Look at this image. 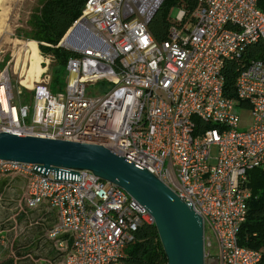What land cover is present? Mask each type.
<instances>
[{
	"label": "built area",
	"instance_id": "2783aa9c",
	"mask_svg": "<svg viewBox=\"0 0 264 264\" xmlns=\"http://www.w3.org/2000/svg\"><path fill=\"white\" fill-rule=\"evenodd\" d=\"M161 2L85 0L75 20L102 37L105 52L86 47L69 55L63 92L51 91L52 57L40 54L42 68L28 87L29 122L28 104L15 95L25 84L14 93L5 65L0 130L99 143L122 154L200 215L210 233L204 232L203 264H264L259 249L237 241L250 194L246 171L264 172V54L235 67L233 96L224 92L222 69L248 44L264 41V9L256 0H195L188 18L175 9L166 37L156 41L147 22ZM98 80L107 85L90 91ZM238 102L250 110L245 129L236 126ZM2 175L23 179L17 210L40 203L54 210L45 236L70 238L67 248L56 240L55 264H117L136 227L153 222L123 188L86 168L44 172L0 158Z\"/></svg>",
	"mask_w": 264,
	"mask_h": 264
},
{
	"label": "water",
	"instance_id": "95a60500",
	"mask_svg": "<svg viewBox=\"0 0 264 264\" xmlns=\"http://www.w3.org/2000/svg\"><path fill=\"white\" fill-rule=\"evenodd\" d=\"M61 38L82 48L67 46ZM61 38L57 44L73 52L86 47L107 48L102 37L79 20ZM0 158L34 163L44 172L51 169L56 173L60 167L91 170L123 188L150 213L165 264H203L204 226L200 215L154 174L122 154L99 143L0 130Z\"/></svg>",
	"mask_w": 264,
	"mask_h": 264
},
{
	"label": "trees",
	"instance_id": "16d2710c",
	"mask_svg": "<svg viewBox=\"0 0 264 264\" xmlns=\"http://www.w3.org/2000/svg\"><path fill=\"white\" fill-rule=\"evenodd\" d=\"M85 0H37L29 12L25 26L16 28L18 37L36 42L39 52L50 54L48 64L50 78L48 85L52 89L61 87L66 58L73 51L58 45L66 29L80 14ZM259 8L264 9V0H256ZM195 6V0H162L159 7L147 22V28L154 40L166 37L171 22V10L181 8L184 18H188ZM64 38H61V42ZM264 54V41H255L246 46L243 53L234 60L223 63V88L228 96H233V78L235 67L249 58ZM22 89L26 90L24 87ZM29 92V91H28ZM238 105L243 107L242 102ZM244 187L250 191L247 198V210L237 232L239 244L259 249L264 257V172L258 168L246 171ZM165 254L154 224L141 223L133 231V237L123 247L117 264H165ZM0 264H16L10 254L0 257Z\"/></svg>",
	"mask_w": 264,
	"mask_h": 264
},
{
	"label": "crops",
	"instance_id": "0c3cea01",
	"mask_svg": "<svg viewBox=\"0 0 264 264\" xmlns=\"http://www.w3.org/2000/svg\"><path fill=\"white\" fill-rule=\"evenodd\" d=\"M22 188L23 179L19 175L0 176V246L8 242L15 260L28 256L33 262L30 264H55L50 260L58 257L56 240L62 239L67 248L70 238L66 234L55 239L45 236L46 229L55 221L54 210L45 203L26 211L17 210L15 199ZM16 264L19 261L16 260Z\"/></svg>",
	"mask_w": 264,
	"mask_h": 264
},
{
	"label": "rangeland",
	"instance_id": "374dc122",
	"mask_svg": "<svg viewBox=\"0 0 264 264\" xmlns=\"http://www.w3.org/2000/svg\"><path fill=\"white\" fill-rule=\"evenodd\" d=\"M36 4L37 0H0V71L6 65L7 75L14 93L15 86H18L19 83H21V80L25 79V72L27 70V67L29 66V57L27 56L26 51L24 52L23 44H28L29 41H27L26 38L18 37L16 35V28L25 26V21L29 12ZM174 11L175 9H172L170 11V14L172 15ZM41 55L42 57H44L43 54ZM49 63L50 61L48 62V64ZM41 65H43V63ZM64 77L65 75L63 73V77H61V79L59 80L61 87L59 89L50 88L52 92L64 91ZM101 85H107V81L98 80L95 83L89 85V90L94 91ZM29 86L20 84V89H22V87H25L27 91L22 89V93L20 95L15 94L17 99L20 98L21 102H24L29 106L27 116L24 119L26 122L30 121L32 110L31 102L28 99V96L30 94L28 88ZM234 112L237 114L236 126L238 129H245L251 124V114L249 108L236 105L234 107ZM204 232L206 235L210 234L208 229H205ZM211 243L212 245L211 247H209V249L214 251V244L212 239ZM24 252L25 251H22V253ZM8 254L12 255V250L9 251L8 242H5L0 246V257ZM16 260L19 261V264H30V262L33 263L31 258L28 256L17 258Z\"/></svg>",
	"mask_w": 264,
	"mask_h": 264
},
{
	"label": "bare ground",
	"instance_id": "6f19581e",
	"mask_svg": "<svg viewBox=\"0 0 264 264\" xmlns=\"http://www.w3.org/2000/svg\"><path fill=\"white\" fill-rule=\"evenodd\" d=\"M62 43L70 47L82 48L79 45L72 44L71 42L67 41L65 38L62 40ZM27 46H28V50L26 51V53H27V56L29 57V66L27 67V70L25 72L26 73L25 79H22L21 83L29 86L31 84L32 78L36 77V75L42 68V65L39 64L40 54L38 53V48L36 46V43L29 42ZM88 48H91V47H88ZM93 50L99 53L105 52L104 50H100L98 48H93ZM1 75L3 77H6L5 72H2ZM6 85L8 87L7 81H6Z\"/></svg>",
	"mask_w": 264,
	"mask_h": 264
}]
</instances>
